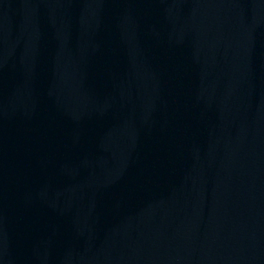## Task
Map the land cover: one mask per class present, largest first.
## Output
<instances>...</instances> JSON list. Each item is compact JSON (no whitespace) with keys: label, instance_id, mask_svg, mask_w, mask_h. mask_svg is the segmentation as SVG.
I'll use <instances>...</instances> for the list:
<instances>
[{"label":"water","instance_id":"1","mask_svg":"<svg viewBox=\"0 0 264 264\" xmlns=\"http://www.w3.org/2000/svg\"><path fill=\"white\" fill-rule=\"evenodd\" d=\"M0 264H264V0H0Z\"/></svg>","mask_w":264,"mask_h":264}]
</instances>
